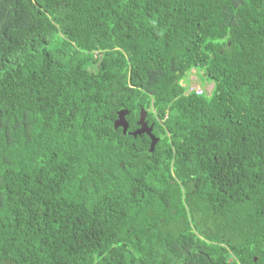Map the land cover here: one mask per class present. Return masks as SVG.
I'll use <instances>...</instances> for the list:
<instances>
[{
    "label": "trees",
    "instance_id": "16d2710c",
    "mask_svg": "<svg viewBox=\"0 0 264 264\" xmlns=\"http://www.w3.org/2000/svg\"><path fill=\"white\" fill-rule=\"evenodd\" d=\"M0 264H264V0H0Z\"/></svg>",
    "mask_w": 264,
    "mask_h": 264
},
{
    "label": "water",
    "instance_id": "95a60500",
    "mask_svg": "<svg viewBox=\"0 0 264 264\" xmlns=\"http://www.w3.org/2000/svg\"><path fill=\"white\" fill-rule=\"evenodd\" d=\"M126 114L127 111L125 110L119 111L117 114V119L114 122V127L115 128L120 127L122 129L123 134H126L128 127L127 122L124 118ZM137 126L138 128L135 131L128 134H131L133 136L147 134L151 140L149 150L152 151L157 142V139L151 134L152 127L148 126L147 123L145 122V112L143 110L140 111V115L137 121Z\"/></svg>",
    "mask_w": 264,
    "mask_h": 264
},
{
    "label": "rangeland",
    "instance_id": "374dc122",
    "mask_svg": "<svg viewBox=\"0 0 264 264\" xmlns=\"http://www.w3.org/2000/svg\"><path fill=\"white\" fill-rule=\"evenodd\" d=\"M136 70H139V71H142L143 68H144V63L141 61L139 62L138 64L135 65L134 67ZM195 77L197 78V81L195 79ZM190 82V86H198V87H201L203 86L204 89L209 92L212 88V84H209V83H204V81L198 76V74L196 72H194V70H191L190 74L188 75V78H187ZM201 85V86H200Z\"/></svg>",
    "mask_w": 264,
    "mask_h": 264
},
{
    "label": "built area",
    "instance_id": "2783aa9c",
    "mask_svg": "<svg viewBox=\"0 0 264 264\" xmlns=\"http://www.w3.org/2000/svg\"><path fill=\"white\" fill-rule=\"evenodd\" d=\"M188 92H190V91H194L195 92V94H197V95H199V94H201L202 93V90H201V88L200 87H198V86H189V88H188V90H187Z\"/></svg>",
    "mask_w": 264,
    "mask_h": 264
}]
</instances>
